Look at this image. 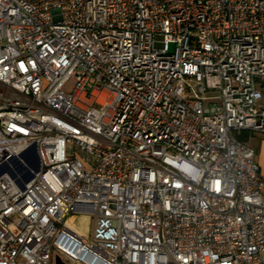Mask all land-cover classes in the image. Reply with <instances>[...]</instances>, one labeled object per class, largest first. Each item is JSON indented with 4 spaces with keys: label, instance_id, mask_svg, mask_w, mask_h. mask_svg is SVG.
I'll return each instance as SVG.
<instances>
[{
    "label": "built area",
    "instance_id": "obj_1",
    "mask_svg": "<svg viewBox=\"0 0 264 264\" xmlns=\"http://www.w3.org/2000/svg\"><path fill=\"white\" fill-rule=\"evenodd\" d=\"M257 80L264 0H0V264H262Z\"/></svg>",
    "mask_w": 264,
    "mask_h": 264
},
{
    "label": "rangeland",
    "instance_id": "obj_2",
    "mask_svg": "<svg viewBox=\"0 0 264 264\" xmlns=\"http://www.w3.org/2000/svg\"><path fill=\"white\" fill-rule=\"evenodd\" d=\"M73 83H74V77L72 76L67 81L66 87H71L73 85ZM257 87L261 90L262 94H264V81L257 80ZM260 103L264 104V98L261 99ZM234 133L239 139H241L244 142H246L247 144L251 145L254 149H256L258 147L259 138L261 136L260 135L261 133L251 131V130H237ZM16 166H17V169H19L20 171L25 169L20 163H17ZM78 226H79L81 231H87L88 229L90 231L93 230V223L89 227L86 220L79 222ZM53 263H54V259H53Z\"/></svg>",
    "mask_w": 264,
    "mask_h": 264
},
{
    "label": "bare ground",
    "instance_id": "obj_3",
    "mask_svg": "<svg viewBox=\"0 0 264 264\" xmlns=\"http://www.w3.org/2000/svg\"><path fill=\"white\" fill-rule=\"evenodd\" d=\"M21 158L22 157H20L18 159L21 160ZM17 163H19V161H17L16 159H12V160L8 161V163L5 164V166H4V168H6L5 172L9 173L8 170H10L14 174H16V176L18 178H20V180L25 181L26 178L29 176V172L27 170L20 171L19 169H17V166H16ZM83 220L87 221V218L85 216H80L79 217V222H82Z\"/></svg>",
    "mask_w": 264,
    "mask_h": 264
},
{
    "label": "crops",
    "instance_id": "obj_4",
    "mask_svg": "<svg viewBox=\"0 0 264 264\" xmlns=\"http://www.w3.org/2000/svg\"><path fill=\"white\" fill-rule=\"evenodd\" d=\"M258 147L255 149L256 160L264 168V134H260ZM262 264H264V251L261 253Z\"/></svg>",
    "mask_w": 264,
    "mask_h": 264
},
{
    "label": "water",
    "instance_id": "obj_5",
    "mask_svg": "<svg viewBox=\"0 0 264 264\" xmlns=\"http://www.w3.org/2000/svg\"><path fill=\"white\" fill-rule=\"evenodd\" d=\"M23 155H24V154L22 153V154H21V157H23ZM12 159H16V160L19 161V163H20V160L18 159V157L10 158L8 161H10V160H12ZM8 161H7L5 164H7ZM32 168H33V170H34L35 172L38 171L39 168H40V160H39L38 155H36L35 159L32 161ZM5 170H6V168L3 167V169H2L1 171H5ZM8 172H9L13 177L16 176V174H14L12 171L8 170ZM28 172H29V176L26 178L25 181H28L29 179H31V178L34 176V172H33V171H28ZM20 185H21L22 187L25 186L24 182H20Z\"/></svg>",
    "mask_w": 264,
    "mask_h": 264
}]
</instances>
